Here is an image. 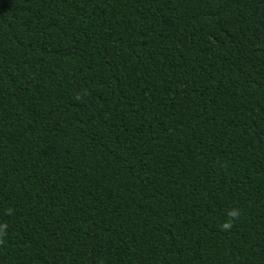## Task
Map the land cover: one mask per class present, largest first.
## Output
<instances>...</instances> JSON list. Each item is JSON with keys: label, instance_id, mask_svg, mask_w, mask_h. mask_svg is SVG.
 I'll return each mask as SVG.
<instances>
[{"label": "trees", "instance_id": "16d2710c", "mask_svg": "<svg viewBox=\"0 0 264 264\" xmlns=\"http://www.w3.org/2000/svg\"><path fill=\"white\" fill-rule=\"evenodd\" d=\"M0 264H264V0H0Z\"/></svg>", "mask_w": 264, "mask_h": 264}, {"label": "clouds", "instance_id": "9594fccd", "mask_svg": "<svg viewBox=\"0 0 264 264\" xmlns=\"http://www.w3.org/2000/svg\"><path fill=\"white\" fill-rule=\"evenodd\" d=\"M225 227H227V225H225Z\"/></svg>", "mask_w": 264, "mask_h": 264}]
</instances>
